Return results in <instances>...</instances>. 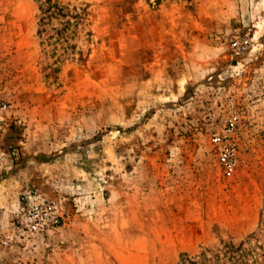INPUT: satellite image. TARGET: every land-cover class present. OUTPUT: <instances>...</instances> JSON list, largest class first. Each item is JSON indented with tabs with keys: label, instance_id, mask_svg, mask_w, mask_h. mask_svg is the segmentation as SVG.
I'll return each instance as SVG.
<instances>
[{
	"label": "rangeland",
	"instance_id": "rangeland-1",
	"mask_svg": "<svg viewBox=\"0 0 264 264\" xmlns=\"http://www.w3.org/2000/svg\"><path fill=\"white\" fill-rule=\"evenodd\" d=\"M0 264H264V0H0Z\"/></svg>",
	"mask_w": 264,
	"mask_h": 264
}]
</instances>
